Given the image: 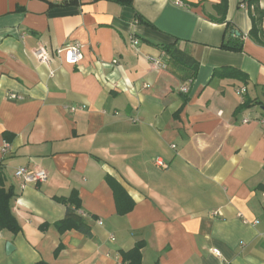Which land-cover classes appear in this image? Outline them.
Segmentation results:
<instances>
[{"label": "crops", "instance_id": "1", "mask_svg": "<svg viewBox=\"0 0 264 264\" xmlns=\"http://www.w3.org/2000/svg\"><path fill=\"white\" fill-rule=\"evenodd\" d=\"M220 1L0 0V165L20 226L0 230V264H127L138 244L141 264H264V45L241 0L217 21ZM75 42L78 62L56 54ZM69 207L91 235L59 231Z\"/></svg>", "mask_w": 264, "mask_h": 264}, {"label": "trees", "instance_id": "2", "mask_svg": "<svg viewBox=\"0 0 264 264\" xmlns=\"http://www.w3.org/2000/svg\"><path fill=\"white\" fill-rule=\"evenodd\" d=\"M125 3H129L131 0H119ZM240 3L246 5V9L249 13V17L251 19V27L248 32L249 37L258 44L264 45V30L262 28V20L264 17V9L260 7L259 0H241ZM227 6V0H221L218 4L219 8V17L216 19L217 21L223 22L225 19V11ZM224 49H228L231 51H239L241 50L242 44L239 41H225L222 44ZM166 52H168L171 57L173 64L184 70V75L182 79H193L197 72L198 63L194 60V58L185 53L183 50L179 49L175 44L165 45L164 46ZM228 69V71L232 72L238 76H244L242 72L235 68H222ZM221 71V70H218ZM258 104L264 105V101H258ZM248 105L247 99L244 98L241 106L245 107ZM264 115V112H263ZM3 168L0 165V230L6 229L12 233H16L20 230V226L11 212L10 209V201L13 197V191L11 188L4 189L3 187ZM64 202L69 204H74L75 208H78L77 202L72 198L63 199ZM59 231H65L67 229L75 228L85 235H91V232L88 229L86 223L82 220L81 216L76 213L75 209L68 208L65 218L59 220L56 223ZM140 244L136 245L132 250L126 252L123 256L124 261H128L127 264H141L140 262ZM58 251V248L56 252ZM36 264H48L42 260L38 261Z\"/></svg>", "mask_w": 264, "mask_h": 264}, {"label": "built area", "instance_id": "3", "mask_svg": "<svg viewBox=\"0 0 264 264\" xmlns=\"http://www.w3.org/2000/svg\"><path fill=\"white\" fill-rule=\"evenodd\" d=\"M50 2H58V1H64V0H48ZM78 3H81L85 0H74ZM244 7L245 4H242ZM132 43L134 45H136L138 43V40L136 38L132 39ZM64 55V59L66 62L68 63H76L78 62L81 58H82V52H81V44L75 42V43H69V44H64L62 46H60L59 48L56 49V54L60 55L62 54ZM35 55L37 56V58H39V60H41L43 63H48L49 62V58L45 55V51L42 48H38L35 51ZM162 55H164V52H162ZM149 59V61L154 64V65H160L161 61H160V57H152V56H148L147 57ZM182 90L186 91L187 88L186 87H182ZM245 90L244 87H241L240 89H238L237 91L239 93H243ZM11 98H19L20 96H17L16 94H10ZM77 107H71L70 110L74 111L76 110ZM9 148V144L8 143H4L1 147V153H6L7 150ZM155 163L160 166L161 168H167L168 164L166 162H164L162 159L160 158H156L155 159ZM14 176L21 179L23 181V183H36V182H43L46 180L47 174L44 170H31L29 169L27 166H20L18 168L15 169L14 171ZM262 197L264 200V192L262 193ZM213 213H218V211H215ZM98 223H101L100 220H98ZM214 254L219 255V252L216 249L212 250Z\"/></svg>", "mask_w": 264, "mask_h": 264}, {"label": "water", "instance_id": "4", "mask_svg": "<svg viewBox=\"0 0 264 264\" xmlns=\"http://www.w3.org/2000/svg\"><path fill=\"white\" fill-rule=\"evenodd\" d=\"M261 109L264 111V106H261ZM13 249L14 245L10 241H7L5 244L6 253H10Z\"/></svg>", "mask_w": 264, "mask_h": 264}]
</instances>
